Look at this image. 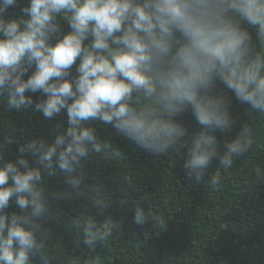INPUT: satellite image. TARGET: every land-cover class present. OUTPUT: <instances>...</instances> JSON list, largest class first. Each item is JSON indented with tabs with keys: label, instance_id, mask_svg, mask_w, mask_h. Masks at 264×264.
Instances as JSON below:
<instances>
[{
	"label": "clouds",
	"instance_id": "9594fccd",
	"mask_svg": "<svg viewBox=\"0 0 264 264\" xmlns=\"http://www.w3.org/2000/svg\"><path fill=\"white\" fill-rule=\"evenodd\" d=\"M19 3L0 0V96H6L9 112L34 105L46 119L63 110L67 120L57 124L60 131L51 143L42 136L17 142L14 162L5 161L0 150V264H32L31 258L52 264L50 233L43 227L47 197L57 202L84 197L101 210L111 206L99 186L81 188L93 153L122 156L109 138L98 135L95 122L111 125L149 153L175 152L197 182L213 159L227 170L252 148L249 124L224 139L222 150L214 133L231 134L236 124L219 85L250 113L264 114V0H27L19 19L6 21L4 14ZM26 93L42 98L34 103ZM188 111L201 126L190 145L183 139L185 128L174 122ZM8 129L0 132V149L13 143L15 126ZM251 167L254 182L264 180V168ZM57 169L67 174L69 189L45 185L44 177H54ZM206 183L218 189L220 173L208 174ZM10 198L19 214L5 212ZM155 216L152 207L134 208L138 226ZM68 223L90 251L118 227L110 215L97 221L87 208ZM65 264L103 261L100 255L83 260L67 255Z\"/></svg>",
	"mask_w": 264,
	"mask_h": 264
},
{
	"label": "trees",
	"instance_id": "16d2710c",
	"mask_svg": "<svg viewBox=\"0 0 264 264\" xmlns=\"http://www.w3.org/2000/svg\"><path fill=\"white\" fill-rule=\"evenodd\" d=\"M26 5L27 0H20L19 5L8 9L3 18L6 21L19 19L20 8ZM64 27L67 30L66 25ZM34 70L35 65L28 74ZM72 74H75V65ZM219 90L230 98L228 108L236 124L231 134L214 133L218 150L223 149V140L233 138L243 124L252 127L253 145L230 169L219 168L218 161L213 159L205 178L199 182L187 174L183 159L175 152L152 154L111 125L105 126L101 122L91 125L102 139L109 138L122 156L114 159L103 153H93V160L84 164L81 188L84 185L99 186L112 204L101 210L84 197L67 202L47 197L48 216L43 227L50 233L52 264H65L67 255L81 260L100 255L103 264H264V180L254 182L251 167L255 163L264 168V114L250 113L249 106L237 101L223 85H219ZM26 95H31L34 103L42 98L39 93ZM66 120V111L46 119L34 105L20 112H9L6 96H0V132L9 131L11 125L16 130L13 143L0 149L4 153L3 159L14 162L19 144L34 137L42 136L51 143L60 131L57 124ZM174 122L185 128L183 139L190 145L201 126L190 111L174 118ZM0 145H3L2 136ZM181 151L186 153L187 148ZM24 158L31 163L30 156ZM215 172L221 175L218 189L206 183L207 175ZM66 179L67 174L59 169L54 177H44L45 185L51 191L69 189ZM121 199H125L126 204L121 205ZM137 204L145 210L153 208L156 216L152 223L138 226L134 222ZM84 208L97 221L110 215L118 224L113 237L94 251L82 243V236L76 237L75 229L68 223ZM5 212L9 215L20 213L13 198ZM160 220H164L165 225H161ZM31 259L32 264H41L38 258Z\"/></svg>",
	"mask_w": 264,
	"mask_h": 264
}]
</instances>
